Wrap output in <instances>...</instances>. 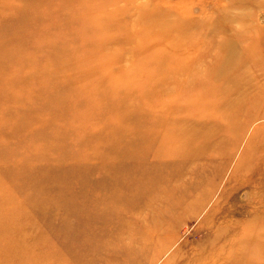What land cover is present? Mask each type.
I'll use <instances>...</instances> for the list:
<instances>
[{
	"label": "rangeland",
	"instance_id": "374dc122",
	"mask_svg": "<svg viewBox=\"0 0 264 264\" xmlns=\"http://www.w3.org/2000/svg\"><path fill=\"white\" fill-rule=\"evenodd\" d=\"M0 264H264V0H0Z\"/></svg>",
	"mask_w": 264,
	"mask_h": 264
},
{
	"label": "bare ground",
	"instance_id": "6f19581e",
	"mask_svg": "<svg viewBox=\"0 0 264 264\" xmlns=\"http://www.w3.org/2000/svg\"><path fill=\"white\" fill-rule=\"evenodd\" d=\"M189 25L192 26L194 24L201 25V22H197V19H191L189 20ZM177 37H180L177 35ZM14 41H11V44H13ZM85 49V48H84ZM82 47H79L78 51L84 50ZM59 53L64 55V52L58 49ZM77 52V51H76ZM78 53V52H77ZM47 56H54L53 53H47ZM89 57V55H87ZM55 57V56H54ZM48 60H53L52 58H47ZM225 62L228 61L226 59V56L224 58ZM102 62L101 64H104L107 62V59L102 57L100 60ZM224 68V65L221 66V68ZM218 75V74H217ZM95 77V82L97 80V75ZM91 79L90 77L88 78ZM94 80V79H93ZM182 82V78L179 79ZM169 82L167 86L160 85L163 92L160 94L163 96L160 98L159 102L162 107L159 108V112H155L153 118L150 117V114L148 115L147 119L146 117H143V115L135 121V125L132 128L126 129L121 137V141L123 144H125V141L128 140V138L133 139L134 144L136 143L140 150V152L135 153L131 152V157L133 155H136L137 157H142L147 155L148 151L144 152V149L142 147L148 148L151 144H153V147L158 150V153H163L168 147L171 150L178 151L179 154L182 152H185V144L186 141L189 140L191 134L186 130V127L192 124L193 117H194V110L190 109V106L187 104H181V105H165L162 103V99L167 97V93L170 89H172L173 86H170ZM173 83V82H172ZM87 106L91 104V102H86ZM103 103V102H100ZM15 109V108H13ZM186 109L187 111L183 110ZM20 110V109H18ZM179 112H182L184 117H181L179 115ZM20 113L22 114V118L26 120H30L33 117V113L24 110H21ZM21 118V119H22ZM211 122H215L216 120H210ZM204 123L211 124L208 120H204ZM22 123V122H21ZM21 125V124H19ZM172 125L171 130H169L168 133L165 132V126ZM188 139V140H187ZM186 142V143H184ZM187 147V145H186ZM134 151V150H133ZM155 153V152H153Z\"/></svg>",
	"mask_w": 264,
	"mask_h": 264
}]
</instances>
